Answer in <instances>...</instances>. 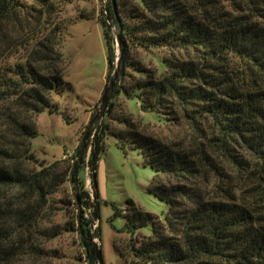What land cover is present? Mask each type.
Returning a JSON list of instances; mask_svg holds the SVG:
<instances>
[{
  "label": "trees",
  "instance_id": "obj_1",
  "mask_svg": "<svg viewBox=\"0 0 264 264\" xmlns=\"http://www.w3.org/2000/svg\"><path fill=\"white\" fill-rule=\"evenodd\" d=\"M36 2L19 5L17 16L10 0H0V18L10 15L24 29L10 45L0 35V194L11 191L14 198L8 215L0 210V264L19 255L2 251L11 235L22 255L42 251L37 220L64 182L74 192L67 231L86 263H97L92 175L107 136L122 151H139L154 172L150 191L167 207L160 221L127 201L125 264H264V0H116L115 10L106 1L98 15L105 78L116 75L103 117L68 160L48 165L36 163L30 141L33 118L49 110L63 85L61 28L51 19L52 0ZM160 51L166 55H153ZM142 53L157 65H145ZM124 102L171 125L184 122L202 142L185 150L141 134ZM85 167L94 203L80 176ZM146 225L148 235L140 231Z\"/></svg>",
  "mask_w": 264,
  "mask_h": 264
},
{
  "label": "rangeland",
  "instance_id": "obj_2",
  "mask_svg": "<svg viewBox=\"0 0 264 264\" xmlns=\"http://www.w3.org/2000/svg\"><path fill=\"white\" fill-rule=\"evenodd\" d=\"M106 1L109 0H52L54 12L51 19L61 28L59 43L63 85L52 94L49 110L45 109L33 118L35 136L30 141V148L37 164L48 165L61 158L68 160L80 144L82 134H89L103 117L104 105L100 99L108 80L105 78V48L98 15ZM36 3V0H10L11 12L18 16L19 5L34 7ZM6 16L0 18V35L5 45H10L18 41L24 29L18 27L13 17ZM153 55L166 54L160 51ZM18 56H9L8 63L16 61ZM141 58L145 65H157L152 55L142 53ZM108 99L109 94L107 102ZM124 106L138 131L162 144L186 150L202 142L198 131L184 122L171 125L152 114L139 111L131 102H124ZM114 126L122 129L121 126ZM116 141L113 136L104 139V151L94 170L99 218L91 228L99 227V239L93 242L101 252L103 264H125L127 236L121 230L126 215L131 216L132 213L128 200L137 210L152 214L160 221L164 220L167 209L150 191L154 172L143 162L139 151L128 146L122 151ZM6 165L9 163L6 162ZM89 172L85 167L80 176L90 203H94ZM212 182H216V179H212ZM210 186L207 187L209 192ZM12 194L11 191L0 194V210L7 212V215L14 203ZM73 194L71 184L64 182L48 197L46 208L37 220L43 232L37 237L42 251L33 257L22 255V245L11 235L3 240L2 251L19 252V255L13 256L10 263L3 264H87L75 233L67 231L75 215ZM85 215L90 218L88 212ZM9 221L8 216L7 220H3L4 223ZM140 231L148 235L150 226L146 225ZM114 247L123 257L118 256Z\"/></svg>",
  "mask_w": 264,
  "mask_h": 264
},
{
  "label": "water",
  "instance_id": "obj_3",
  "mask_svg": "<svg viewBox=\"0 0 264 264\" xmlns=\"http://www.w3.org/2000/svg\"><path fill=\"white\" fill-rule=\"evenodd\" d=\"M110 3H111V6L113 8V10H115V0H110ZM118 39L116 38V45L118 46ZM115 75H116V72H113L110 76V78L108 79V82L105 86V89L102 93V97L100 99V103L102 104L103 103V107H105V104L107 102V98H108V94L110 93L112 87H113V84H114V78H115ZM93 179L95 178V174L92 175ZM75 200L77 202V206L79 208V200H78V197L77 195L75 196ZM94 249H95V257H96V261L98 264H103L102 263V257H101V252L99 250V248H97L96 244L94 243Z\"/></svg>",
  "mask_w": 264,
  "mask_h": 264
},
{
  "label": "built area",
  "instance_id": "obj_4",
  "mask_svg": "<svg viewBox=\"0 0 264 264\" xmlns=\"http://www.w3.org/2000/svg\"><path fill=\"white\" fill-rule=\"evenodd\" d=\"M86 212H88V211H86Z\"/></svg>",
  "mask_w": 264,
  "mask_h": 264
}]
</instances>
